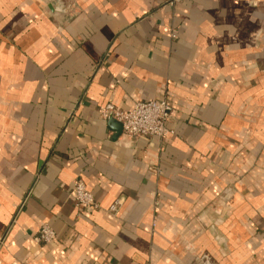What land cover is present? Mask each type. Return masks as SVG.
<instances>
[{
    "label": "crops",
    "instance_id": "0c3cea01",
    "mask_svg": "<svg viewBox=\"0 0 264 264\" xmlns=\"http://www.w3.org/2000/svg\"><path fill=\"white\" fill-rule=\"evenodd\" d=\"M0 264H264V0H0Z\"/></svg>",
    "mask_w": 264,
    "mask_h": 264
},
{
    "label": "built area",
    "instance_id": "2783aa9c",
    "mask_svg": "<svg viewBox=\"0 0 264 264\" xmlns=\"http://www.w3.org/2000/svg\"><path fill=\"white\" fill-rule=\"evenodd\" d=\"M173 108L167 100H148L137 102L130 111L122 109L105 110L103 115L107 119L117 120L122 124L123 133L133 138L150 137L164 139L173 133L167 126ZM74 196L79 206L88 209H98L93 194L88 190L82 179H78L74 186ZM122 202L116 200L110 211L116 213ZM55 239V232L49 226H44L36 240L50 243Z\"/></svg>",
    "mask_w": 264,
    "mask_h": 264
},
{
    "label": "water",
    "instance_id": "95a60500",
    "mask_svg": "<svg viewBox=\"0 0 264 264\" xmlns=\"http://www.w3.org/2000/svg\"><path fill=\"white\" fill-rule=\"evenodd\" d=\"M110 123L111 124L113 123V124H115L117 126V133L118 134L123 131L122 124L120 122H118L117 120L110 119ZM118 126H119V128H118Z\"/></svg>",
    "mask_w": 264,
    "mask_h": 264
}]
</instances>
